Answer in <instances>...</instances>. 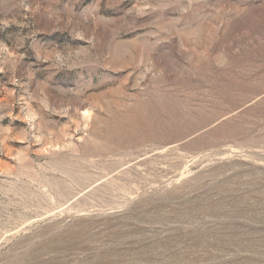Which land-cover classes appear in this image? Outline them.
I'll return each mask as SVG.
<instances>
[{"label": "rangeland", "instance_id": "1", "mask_svg": "<svg viewBox=\"0 0 264 264\" xmlns=\"http://www.w3.org/2000/svg\"><path fill=\"white\" fill-rule=\"evenodd\" d=\"M0 264H264V0H0Z\"/></svg>", "mask_w": 264, "mask_h": 264}]
</instances>
